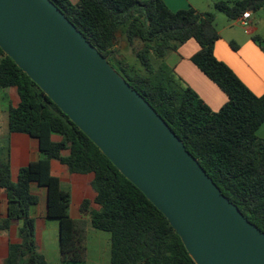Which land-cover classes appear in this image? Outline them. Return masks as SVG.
Wrapping results in <instances>:
<instances>
[{
    "label": "trees",
    "instance_id": "obj_1",
    "mask_svg": "<svg viewBox=\"0 0 264 264\" xmlns=\"http://www.w3.org/2000/svg\"><path fill=\"white\" fill-rule=\"evenodd\" d=\"M52 1L155 108L222 193L264 232V138L257 135L264 123V94H255L215 55L221 38L216 12L237 20L263 8L264 0H214L209 12L173 11L164 0ZM190 39L200 45L192 61L228 96L218 111L167 63L168 55ZM253 39L264 49L261 37ZM121 41L126 45L118 49ZM10 88L19 101L9 108V131L36 138L40 158L13 178L10 146L0 147V187L7 200L0 232L21 222L19 241L9 243L5 264H49L36 241L31 209L40 198L33 183L46 188L47 217L59 221L62 262L87 260L90 225L110 235V264H196L166 216L0 47V89ZM53 160L72 174L91 176L94 197L84 198L80 206L87 217H71V192L52 173Z\"/></svg>",
    "mask_w": 264,
    "mask_h": 264
},
{
    "label": "water",
    "instance_id": "obj_2",
    "mask_svg": "<svg viewBox=\"0 0 264 264\" xmlns=\"http://www.w3.org/2000/svg\"><path fill=\"white\" fill-rule=\"evenodd\" d=\"M0 47L166 216L196 264H264V232L52 0H0Z\"/></svg>",
    "mask_w": 264,
    "mask_h": 264
},
{
    "label": "crops",
    "instance_id": "obj_3",
    "mask_svg": "<svg viewBox=\"0 0 264 264\" xmlns=\"http://www.w3.org/2000/svg\"><path fill=\"white\" fill-rule=\"evenodd\" d=\"M164 2L173 11L188 8H194L200 12L214 11V0H164ZM220 13L216 12V24L220 18ZM252 21L253 15L249 20V24ZM236 24L228 21L221 26L217 25L221 38L215 44V55L219 60L229 65L255 94L262 95L264 94V49L253 39L257 36L254 32L244 29L242 25L235 27ZM199 49L200 45L198 42L195 39H190L182 44L177 51L168 55L167 63L180 78L199 94L213 111H218L228 101V96L192 61V56ZM18 101L19 97L14 88L0 89V147L8 144L10 146L13 178H16L21 167L40 158L39 142L36 138L25 133H12L9 131V108L17 105ZM257 135L260 138H264V123L257 130ZM54 139L59 140V137L55 136ZM51 169L54 175L60 177L62 186L64 187L65 184L70 188L68 190L71 192V204L73 198L71 189L78 193L79 196H82L79 202V210L84 198L94 197L90 185V175L72 174L66 165L57 160L52 161ZM82 179L84 186H88L91 193L85 191L84 187L81 189L80 183H83ZM32 190L40 198L39 203L31 209L32 215L36 220L38 249L45 255L49 264H64L65 262L61 261V255L56 252L52 244V234L57 228V224L53 221L57 220L47 217V190L44 187H39L36 183H33ZM5 217H7V200L4 190L0 187V219ZM20 224V221H14L9 230L0 232V264H5L9 243L19 241L18 230ZM91 236H93L92 240ZM107 244L109 259L106 258V253L102 254L105 252ZM87 246V260L83 263L73 264H110L109 234L99 230H88Z\"/></svg>",
    "mask_w": 264,
    "mask_h": 264
},
{
    "label": "rangeland",
    "instance_id": "obj_4",
    "mask_svg": "<svg viewBox=\"0 0 264 264\" xmlns=\"http://www.w3.org/2000/svg\"><path fill=\"white\" fill-rule=\"evenodd\" d=\"M71 2L73 3H76V0H70ZM253 15V21L248 24V25H242V27L246 30H251L252 32H254L255 35H257L258 37H261V39L264 41V7L261 8L260 10L252 13ZM233 22L235 25V27H238V26H241L240 23L236 22L235 20H230L228 19V17L224 14V13H220V18L219 20L217 21V25L218 26H221L224 22ZM236 22V23H235ZM122 42V41H121ZM124 44H121V49L124 48ZM124 52H126V54H128L127 56L129 58H133L132 55H131V52L129 50H125ZM83 183H80L81 185V189L82 187L85 188V191H89L91 193V191L89 190V187L88 186H84V181L83 179L81 180ZM83 184V186H82ZM64 187L67 188V189H70L68 188L65 184H64ZM72 204L69 208V213L70 215L73 217V218H76V219H80V218H83V214L80 212L79 210V202L82 198V196H79L78 193L74 192L72 189ZM53 220H56V219H53ZM55 224H57V228L55 230V232L52 234V244L54 245V248L56 249V252L59 253V230H58V220L57 221H53ZM88 230H97V229H94L93 227H91L90 225L88 226ZM105 234H108L107 232H104ZM93 236H91V240H92ZM108 244L106 246V249H105V252H103L102 254L104 255V253H106V258H108L109 255L108 254ZM64 264H73V263H64Z\"/></svg>",
    "mask_w": 264,
    "mask_h": 264
},
{
    "label": "built area",
    "instance_id": "obj_5",
    "mask_svg": "<svg viewBox=\"0 0 264 264\" xmlns=\"http://www.w3.org/2000/svg\"><path fill=\"white\" fill-rule=\"evenodd\" d=\"M251 17H252V13L250 11H247L235 21L245 26L249 24V20Z\"/></svg>",
    "mask_w": 264,
    "mask_h": 264
}]
</instances>
